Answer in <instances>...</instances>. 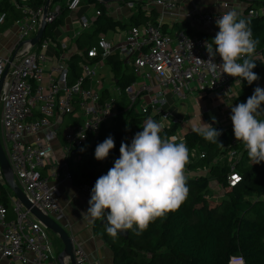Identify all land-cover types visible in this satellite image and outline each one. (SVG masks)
I'll use <instances>...</instances> for the list:
<instances>
[{"label":"built area","instance_id":"obj_1","mask_svg":"<svg viewBox=\"0 0 264 264\" xmlns=\"http://www.w3.org/2000/svg\"><path fill=\"white\" fill-rule=\"evenodd\" d=\"M83 1L68 0L70 13H76ZM99 1L105 3V0ZM180 1L190 2L187 17L197 26L210 28L213 37L219 31L216 18L235 6L228 0H218L217 10L208 7L202 11L204 0H144L146 9H162L159 23L131 26L125 39L118 43L100 35L95 45L81 51V75L75 79H72L69 64L72 54H68L69 46L64 39L76 41L81 33L92 29L94 20L101 14L95 4H90L92 13L74 18L79 26L77 29L69 30L60 24L63 36L55 40L46 38L45 33L48 25L60 15V4L49 8L44 37L36 44L31 39L42 26L45 5L38 9L24 6L25 14L14 22L15 37L10 46H5L6 52H0V139L15 180L27 199L59 223L65 215L56 197V183L75 182L74 174L83 157L81 149L89 154L102 129L112 126L118 113L122 90L116 77L113 74V82L119 90L117 98L110 93L111 87L97 77L98 67L109 65L111 68L108 60L113 55L118 53L119 59L135 76L125 93L129 99L128 109L141 114L143 123L152 118L162 122L164 129L180 124L165 108L169 93L176 99L187 98L196 90L210 95L222 93L225 95L223 106H227L231 97L233 106L239 104L235 94L239 93L237 88L242 89L244 80L222 73L219 67L222 59L218 54L215 57L217 68L215 72L211 70L204 43L211 39L190 35L182 29L175 33L164 31L167 18L182 16L174 10ZM126 5L132 8L135 3L130 1ZM262 13L264 9L253 8L247 16ZM51 46L54 53L49 55ZM257 53L264 60V50H257ZM66 116H70L67 122ZM226 117L231 120V111ZM183 136L179 130L171 137L180 139ZM54 142L60 147L54 148ZM233 144L243 145L236 139ZM58 149L64 153L62 160L57 158ZM241 155L242 151L237 149L229 152L228 182L232 186L241 179L236 170ZM0 183L7 186L1 163ZM78 188L91 197L93 186L90 182L80 183ZM8 198V205L0 201V257L17 260L19 264H61V251L55 250L48 226L11 189ZM74 256L76 264H94L85 249L75 242ZM235 262L245 264L242 257H233L230 264Z\"/></svg>","mask_w":264,"mask_h":264},{"label":"trees","instance_id":"obj_2","mask_svg":"<svg viewBox=\"0 0 264 264\" xmlns=\"http://www.w3.org/2000/svg\"><path fill=\"white\" fill-rule=\"evenodd\" d=\"M16 1V2H14ZM134 2L131 14L127 20L117 19L107 10L106 3L99 0H85L82 8L95 4L101 11L96 17L91 30L81 33L75 43L79 49L69 60L71 76L75 79L81 75L79 61L83 58L81 51L95 45L100 35L109 30L119 31L131 26L147 22L159 23L157 8L146 9L141 0H125L123 3ZM244 17L251 20L254 38L259 40L257 50H264V13L258 16H247L250 9H264V0H246ZM47 0H0V32L12 26L25 12L24 6L38 9ZM68 0H52L51 7L60 4L61 13L46 29V38L55 40L54 31L64 23L65 15L70 13ZM182 30L190 35L212 39L209 32L195 30L189 22L180 24ZM167 31V26H163ZM174 29L170 31L173 33ZM261 59V58H260ZM263 60V59H261ZM117 84L121 88L118 113L112 126L105 127L100 132L91 154H83L80 167L75 171L74 181L78 184L91 181L92 176L98 179L114 166L120 156L122 141L131 144L135 134L143 131L144 117L133 109H128L129 99L125 93L126 87L134 80L132 70L119 59V54L108 60ZM254 72L260 79L251 85L246 80L242 84V94L237 97V103L246 102L254 92L255 87L264 81V62L256 61ZM264 108V106H262ZM264 118V117H261ZM222 129V134L216 143L206 141L194 130L186 132L183 138L176 142H185L190 152L186 165L188 171H202L204 174L186 176L189 194L180 207L168 212L165 216L151 222L148 228L137 235L136 226L127 231V235L118 234L113 238L106 231L107 210L102 218L93 224L97 235L112 251L113 264H230L233 257H242L245 264H264V162L254 164L248 157L244 145L233 144L235 140L233 127L213 125ZM180 124L175 123L163 129L161 135L170 138L177 134ZM109 135L114 137L115 148L104 160L95 158L94 149ZM232 149L242 151L237 161L236 170L241 174L240 181L230 185L228 176L231 172L229 152ZM195 153V155H193ZM217 181L225 190L224 197L210 206V182ZM9 188L0 183V201L8 205Z\"/></svg>","mask_w":264,"mask_h":264},{"label":"clouds","instance_id":"obj_3","mask_svg":"<svg viewBox=\"0 0 264 264\" xmlns=\"http://www.w3.org/2000/svg\"><path fill=\"white\" fill-rule=\"evenodd\" d=\"M215 23L219 31L211 41L204 42L211 70L215 72L217 68L218 54L222 59L219 63L222 73L246 80L249 85L259 80L253 69L257 60H264L257 53L259 40L253 36L251 20L234 6L223 11ZM262 106L264 88L257 85L246 102L231 108L234 136L243 143L254 164L264 162ZM217 122L213 117L212 123L204 121V126L193 130L206 141L216 143L223 132L213 126ZM164 127L162 122L147 119L143 131L135 134L130 145L122 141L114 166L98 177L91 190L89 207L82 215L95 220L104 217L107 210L106 231L113 238L133 229L134 225L139 235L151 222L178 209L189 194L185 174L189 148L185 142L177 143L176 137L162 136ZM114 148V137L109 135L96 146L95 158L104 160Z\"/></svg>","mask_w":264,"mask_h":264},{"label":"crops","instance_id":"obj_4","mask_svg":"<svg viewBox=\"0 0 264 264\" xmlns=\"http://www.w3.org/2000/svg\"><path fill=\"white\" fill-rule=\"evenodd\" d=\"M121 2L123 5H126L125 3H123V1ZM201 4L202 9L208 8L206 0L202 1ZM177 5L178 9L176 11L180 12V15L182 16L178 18H167L165 22L166 26H169L172 23L171 30H173L176 25L182 24L184 22H189L190 27H192L193 29L209 32L212 35V31L210 28L202 27L199 25L197 26L192 22L190 17H187L188 12H190L189 4L185 3V1H180ZM92 11L93 8L90 5L86 7V10L85 8H82V10L80 8L76 13H70L71 16L65 17L64 23L62 24L63 26H67V29H69L68 22L70 21L71 28L69 30L77 29L79 26L78 23L75 22L76 20L74 18L82 14L92 13ZM131 11V8L126 5L116 8V10H113L111 14L117 19L127 20V18L131 14ZM14 37L15 34L13 36V39ZM10 43L7 44V47L10 46ZM0 52L5 53L6 47L3 48ZM261 87L264 88V81L261 82ZM198 91L203 92L204 96L202 95V98H205L207 92H204L202 90H196L194 92H191L188 97L184 99H176L170 93L166 95L167 104L165 108L171 112L173 119H177L180 122L179 130H181V127L184 124H189V128L191 129V131H193L194 127L204 126V122L199 124V121H201V114L205 117V122L212 123V118L215 117L218 122L214 125L223 126V118L226 116V114H229L231 111V108L229 107L227 108V112L225 111V108L224 110L222 109L221 112H216V110H218L221 106L223 107L224 104L222 102L219 105H214L213 103L212 105L210 104V102L207 101L206 104H200L197 100ZM242 91L243 90L241 89V92H237L235 96H239ZM217 95H221L224 102L225 95H223L222 93H214L213 95L209 96L213 98L217 97ZM233 100L234 99L231 97L229 103L227 104V107L233 106ZM176 116H180L181 118L178 119L179 117ZM56 184L58 187L56 197L59 205L61 206V210H63V213L65 215L63 218L60 219V223L70 233L74 242L80 244L85 249L89 258L94 261V264H113L112 251L97 235L94 234L93 224L95 220L91 218H85L82 215V212L86 211L89 207L88 201L91 197L86 195L84 192L80 191L78 188V183L76 182L61 181L57 182ZM10 189L11 188H9V191ZM73 193H75V195H73ZM0 264H19V262L17 260L15 261L5 257H0ZM68 264H70L69 260Z\"/></svg>","mask_w":264,"mask_h":264},{"label":"rangeland","instance_id":"obj_5","mask_svg":"<svg viewBox=\"0 0 264 264\" xmlns=\"http://www.w3.org/2000/svg\"><path fill=\"white\" fill-rule=\"evenodd\" d=\"M206 1H207V5H208L209 8H213V10H217L216 6H217L218 0H206ZM228 1L233 2V5H235L236 7H239V10L241 12H243L244 8L247 6V1L246 0H237V1L228 0ZM185 3L191 5L190 2L186 1ZM236 3H237V5H236ZM106 6H107L108 12L111 13L113 10H116V8H119V7H122V6H126V5H123L121 1H111V2L106 3ZM157 9H158L159 13L162 12V9H160V8H157ZM177 9H178V6H176L174 8V10H177ZM205 10L206 9H202V11H205ZM67 16H71L70 13L66 14L64 17H67ZM68 23H69L68 24V28L70 29L71 28L70 21ZM171 27H172V23L169 26H167V31L170 32L171 31ZM16 29H17L16 26L12 25V26L6 28L4 31L0 32V51H2V49L7 44H9L12 41ZM180 29H181L180 24L176 25L175 28H174V32L173 33L178 32ZM62 34H63V31L58 26L55 29V31H54V36L60 37V36H63ZM104 35H106L108 37V39H111L114 43H118V42H121L122 40L125 39V37L127 35V29L126 30L125 29H121L119 31L109 30ZM64 41L67 42L68 46H69V48L67 49L68 54L71 55V54L79 51L75 41H73L72 39H69L68 37L65 38ZM53 50H54V48H53V46H51L50 49H49L48 54L52 55L54 53ZM97 75H98L97 76L98 78H101L104 81L106 86H110L111 87L110 93L117 98L119 96V90H118L117 86L115 85V83L113 82L114 76H113V73L111 71L110 66L109 65H105V66L100 67V68L98 67L97 68ZM258 85L261 87V83H259ZM237 90L239 92H241V88H237ZM202 95L204 96L203 92L198 91L197 100H198V102L200 104H206V101L210 102V104L213 103L214 105H219L221 102L223 103V99H222L221 95H217V97H213V98H211L209 96L210 95L209 93H207L205 98H202ZM229 107L232 108L233 106H228V107L227 106H223V107L221 106L218 110H216V112H221V110L222 109L224 110V108H225V111L227 112L228 111L227 108H229ZM176 117H179L178 119L181 118L180 116H176ZM200 118H201L202 122L199 121V124H201V123H203L205 121V119H204L205 117L204 116H201ZM69 119H70V116H66V120L65 121L67 122V121H69ZM222 122H223V126L225 128H227V129H230L233 126L232 121L229 118H227L226 116L223 118ZM66 125H67V123L63 127H65ZM189 127H190L189 124L188 125L184 124L181 127L180 134L183 135L186 132L191 131V129ZM1 135H2V130H1V125H0V136ZM53 147L54 148H59L60 144L57 143V142H54L53 143ZM94 152H95V149H94ZM88 153L91 154L90 151ZM57 158L59 160H62L64 158V153H62L61 149H58ZM204 173H206V171H204V170H202V171H188L187 169H185L186 176H195L197 174H204ZM224 195H225V190L222 187V185H220L217 181L212 180L210 182V195H209L210 206H214L216 201L221 200L224 197ZM51 238L54 241L55 250L57 252L62 251V249L64 248V245H63V242L61 241V239L59 238V236L52 232ZM236 264H238V263H236Z\"/></svg>","mask_w":264,"mask_h":264},{"label":"water","instance_id":"obj_6","mask_svg":"<svg viewBox=\"0 0 264 264\" xmlns=\"http://www.w3.org/2000/svg\"><path fill=\"white\" fill-rule=\"evenodd\" d=\"M111 1H125V0H105V2H111ZM144 1V0H141ZM52 0H47L44 8V17L42 26L39 28L36 36L31 39V42L33 44H36L40 42V40L44 37L45 29L48 25L47 23V15L49 12V8L51 7ZM0 163L3 166L4 169V177L5 180L11 188V190L14 191V193L19 197V199L28 207L31 208L32 212L44 223L48 226V228L54 233L59 236L61 241L63 242L64 248L59 253V261L61 264H66V261L69 260L70 264H76L75 263V256H74V241L71 237L70 233L67 231V229L59 223L56 219L53 217L44 214L41 212L38 208L33 206V204L27 199L25 196L23 190L20 188V186L17 184L15 180V176L13 173V170L11 168L10 162L5 154V151L3 149L1 139H0ZM97 181V178L92 176L91 178V185L94 187L95 183ZM96 220V219H95ZM95 222V221H94ZM103 223H106V218L102 219ZM122 235H127V232H121Z\"/></svg>","mask_w":264,"mask_h":264}]
</instances>
